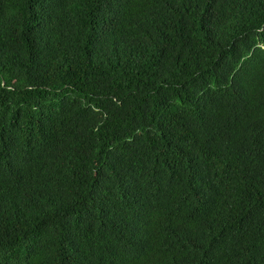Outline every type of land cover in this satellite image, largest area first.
Masks as SVG:
<instances>
[{
	"label": "trees",
	"instance_id": "trees-1",
	"mask_svg": "<svg viewBox=\"0 0 264 264\" xmlns=\"http://www.w3.org/2000/svg\"><path fill=\"white\" fill-rule=\"evenodd\" d=\"M0 264H264V0H0Z\"/></svg>",
	"mask_w": 264,
	"mask_h": 264
}]
</instances>
